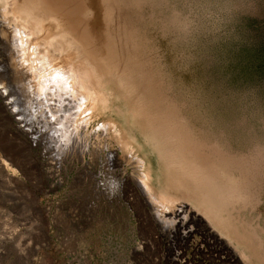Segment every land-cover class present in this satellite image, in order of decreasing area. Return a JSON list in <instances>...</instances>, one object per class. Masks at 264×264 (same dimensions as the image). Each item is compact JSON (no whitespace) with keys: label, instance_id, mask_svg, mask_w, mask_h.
<instances>
[{"label":"rangeland","instance_id":"rangeland-1","mask_svg":"<svg viewBox=\"0 0 264 264\" xmlns=\"http://www.w3.org/2000/svg\"><path fill=\"white\" fill-rule=\"evenodd\" d=\"M159 12L162 98L209 158L205 187L236 239L264 264V0H161ZM16 72L0 85L12 112L0 113V264H243L188 200L158 226L135 184L117 182L131 168L110 164L97 127L80 139L88 165L76 153L56 165L43 138L19 130L30 120L14 108Z\"/></svg>","mask_w":264,"mask_h":264},{"label":"bare ground","instance_id":"bare-ground-1","mask_svg":"<svg viewBox=\"0 0 264 264\" xmlns=\"http://www.w3.org/2000/svg\"><path fill=\"white\" fill-rule=\"evenodd\" d=\"M160 10L161 0H0V85L15 63L21 88L13 107L30 120L19 130L43 138L56 165L75 153L88 165L80 139L97 127L98 143L114 144L110 164L131 168L117 182L135 184L158 226L178 199L188 200L193 218L205 219L243 264H257L224 217L227 206L205 187L209 158L162 98ZM10 110L0 103L7 118Z\"/></svg>","mask_w":264,"mask_h":264}]
</instances>
